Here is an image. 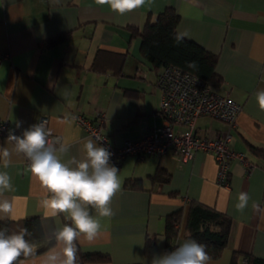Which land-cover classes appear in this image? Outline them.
Returning a JSON list of instances; mask_svg holds the SVG:
<instances>
[{
	"label": "crops",
	"instance_id": "crops-1",
	"mask_svg": "<svg viewBox=\"0 0 264 264\" xmlns=\"http://www.w3.org/2000/svg\"><path fill=\"white\" fill-rule=\"evenodd\" d=\"M166 6L180 15L179 34L216 55L220 84L213 89L241 104L229 146L243 152L254 167L247 172L240 160H231L229 185L223 187L217 184V165L207 151L198 150L187 161L166 153L140 159L127 155L118 163L110 162L122 180L111 202L114 215L101 218V234L93 242L77 245L84 252L107 253L111 264H151L154 255L171 252L165 248L164 228L174 211L181 210L174 246L191 239L184 225L187 205L194 200L231 218L227 244L210 264H231L234 252L240 253L237 264L246 262L245 254L264 260V155L250 149L253 145L264 150V111L255 98L264 89V0H149L123 16L96 0H0V119L8 121V131L20 136L45 115L51 135L68 145V152L61 155L64 162L85 158L86 139L100 144L75 115L93 122L102 115L101 130L115 146L160 125L157 72L141 56L138 35L131 37L127 27L141 28ZM63 32H68L63 41L46 44V39ZM98 49L127 52L119 73L91 67ZM226 129L223 121L209 116L195 121L200 137ZM7 137L0 134V148L12 147ZM28 165L22 154L14 153L6 169L0 160V171L10 175L13 185L12 191L0 195V201L13 204L11 213L0 212V220L38 216L45 233L52 235L70 221L65 214H44V189ZM157 166L169 173L166 182L151 180ZM136 178L141 187L125 186ZM240 192L251 197L243 214L235 210Z\"/></svg>",
	"mask_w": 264,
	"mask_h": 264
},
{
	"label": "clouds",
	"instance_id": "clouds-1",
	"mask_svg": "<svg viewBox=\"0 0 264 264\" xmlns=\"http://www.w3.org/2000/svg\"><path fill=\"white\" fill-rule=\"evenodd\" d=\"M96 3L108 5L111 11L123 16L145 6L149 0H96ZM183 36L177 34L176 41L179 43ZM188 66L197 68L195 61L189 62ZM255 98L260 110L264 111V89L257 91ZM16 127H20V122ZM50 135L46 121L31 125L20 136L9 130L7 143L11 142L12 147L0 148V160L6 169L14 153L26 157L28 171L44 189L41 200L44 214L49 217L65 214L70 223L58 228L48 238L51 247L39 258H36V245L28 239L32 233L27 228L11 233L0 228V264H76L77 243L93 242L101 234V218L114 215L111 202L120 191L122 180L118 174L120 170L110 163L112 153L88 138L83 145L85 158L77 160L73 157L64 162L61 155L68 152V145L59 139L49 142ZM12 190L10 175L0 171V195ZM250 199L248 193L240 192L235 210L243 214ZM12 210L11 202L7 199L0 201V212L11 213ZM92 210H95V216ZM210 262L206 245L194 239H186L173 251L154 255L151 260V264Z\"/></svg>",
	"mask_w": 264,
	"mask_h": 264
},
{
	"label": "trees",
	"instance_id": "trees-1",
	"mask_svg": "<svg viewBox=\"0 0 264 264\" xmlns=\"http://www.w3.org/2000/svg\"><path fill=\"white\" fill-rule=\"evenodd\" d=\"M179 19L180 15L175 8L166 6L157 13L154 20L148 18L141 28L134 26L127 28L131 37L138 35L140 54L156 72L163 66L172 65L197 75L212 87L217 86L220 84V77L215 70L216 55L184 36L178 43L175 37L179 34L177 32ZM67 36L68 32L56 34L46 39V44H56L63 41ZM126 55L127 52L98 49L91 67L97 71H105L111 68L113 72L119 73ZM191 61L196 62L197 68L193 69L188 66ZM250 149L257 155H264V150L258 147L250 145ZM150 178L153 182H166L169 179V173L163 167L157 166ZM125 186L141 187V180L138 178L128 179ZM180 219L181 210L174 211L166 219L164 228L166 250L173 251L177 247L174 246V241L180 234L181 227H177ZM230 227L231 218L226 213L199 201L192 200L188 203L184 225L186 235L206 245V251L211 258H217L226 246ZM0 228L8 229L9 233L27 228L32 233L28 239L38 245L37 253L51 246L48 238L52 235L45 233L43 222L38 216L22 218L17 221L0 220ZM150 242L149 239L146 240V249H148ZM77 249L76 264H111L110 256L107 253L84 252L78 245ZM239 256L240 253L234 252L231 264H237ZM244 257L246 258L244 264L264 263L261 258H254L246 254Z\"/></svg>",
	"mask_w": 264,
	"mask_h": 264
},
{
	"label": "built area",
	"instance_id": "built-area-1",
	"mask_svg": "<svg viewBox=\"0 0 264 264\" xmlns=\"http://www.w3.org/2000/svg\"><path fill=\"white\" fill-rule=\"evenodd\" d=\"M155 85L160 93L157 111L162 116V123L153 126L136 139H124L121 145L115 146L101 130L104 123L102 115L94 122L82 115H75V120L112 153V163H118L127 155H135L140 159L145 155L162 156L166 153H172L181 161H187L196 151L201 150L213 155L219 186L228 187L233 159L240 160L246 171L250 172L254 164L247 160L243 152L232 150L229 146L231 129L236 126L237 115L241 111L239 102L227 93L215 91L197 75L172 65L159 69ZM202 115L223 121L227 129L213 136H198L195 121ZM47 120L45 115H40L35 123H47ZM8 133V121L0 119V134ZM48 139L52 142L58 138L50 135ZM26 162L29 164L27 159Z\"/></svg>",
	"mask_w": 264,
	"mask_h": 264
}]
</instances>
